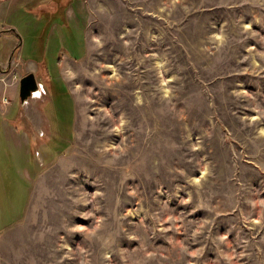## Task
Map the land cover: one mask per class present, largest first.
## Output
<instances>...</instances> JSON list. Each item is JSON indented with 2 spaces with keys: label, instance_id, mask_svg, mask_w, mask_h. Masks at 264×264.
<instances>
[{
  "label": "rangeland",
  "instance_id": "374dc122",
  "mask_svg": "<svg viewBox=\"0 0 264 264\" xmlns=\"http://www.w3.org/2000/svg\"><path fill=\"white\" fill-rule=\"evenodd\" d=\"M0 74V264H264V0H0Z\"/></svg>",
  "mask_w": 264,
  "mask_h": 264
},
{
  "label": "crops",
  "instance_id": "0c3cea01",
  "mask_svg": "<svg viewBox=\"0 0 264 264\" xmlns=\"http://www.w3.org/2000/svg\"><path fill=\"white\" fill-rule=\"evenodd\" d=\"M5 74V73H4ZM0 76H3L2 74H0ZM7 77V76H6ZM17 77L14 79H10L12 81L13 84H8V82H6L5 78H0V85L2 83H4V94L0 95L2 96H7V90L9 91V87H12L13 85L15 87L14 90L16 91L18 88V81H17ZM6 98V97H4ZM3 98V99H4ZM7 99V98H6ZM11 106H0V111L6 110V111H10ZM1 114H5V113H1ZM8 133H10L11 135H13L16 139H13L14 144L17 146V148L19 149V151L23 150V144L28 145V139H27V135L26 134H18L16 133L15 129L13 127H11L8 130ZM26 135V136H25ZM7 142V140L5 141ZM7 145V144H6ZM6 145L4 147H6ZM5 164L1 163L0 164V174H3L4 172L2 171V169L5 168ZM11 192H22L26 193L27 195L24 197L23 199V195L16 200L11 199L12 201H10V203H5V196L2 197L0 196V233L4 232V230H6L8 227H12L15 226L18 222H21V220L24 218L26 211L28 212V209L30 208V200L28 198L29 196V189L28 186L24 183H22V179L19 178H14V177H8V178H3L0 176V192H4V191H10ZM6 204V206L4 205ZM3 215V216H2ZM18 225V224H17Z\"/></svg>",
  "mask_w": 264,
  "mask_h": 264
},
{
  "label": "water",
  "instance_id": "95a60500",
  "mask_svg": "<svg viewBox=\"0 0 264 264\" xmlns=\"http://www.w3.org/2000/svg\"><path fill=\"white\" fill-rule=\"evenodd\" d=\"M39 84L36 76L33 74L23 78L20 83V101L22 104L27 103L30 99H33L35 95L39 93Z\"/></svg>",
  "mask_w": 264,
  "mask_h": 264
},
{
  "label": "trees",
  "instance_id": "16d2710c",
  "mask_svg": "<svg viewBox=\"0 0 264 264\" xmlns=\"http://www.w3.org/2000/svg\"><path fill=\"white\" fill-rule=\"evenodd\" d=\"M65 32V31H64ZM34 36V35H33ZM69 38V37H68ZM76 50H75V54H76ZM74 60L75 61H80V56L78 55H75L74 57ZM55 84V83H54ZM68 98V96H66ZM66 97L63 96V94H59V91L56 90V95H54V103H56V108L58 109V112L56 113L57 116L59 117V120L65 122L66 121V112H67V109L69 108H73V105H72V102L68 99H66ZM74 110V109H73ZM18 131H21L20 129H18ZM69 137L70 139L72 138L73 139V135L70 136L69 134ZM69 139V140H70Z\"/></svg>",
  "mask_w": 264,
  "mask_h": 264
},
{
  "label": "built area",
  "instance_id": "2783aa9c",
  "mask_svg": "<svg viewBox=\"0 0 264 264\" xmlns=\"http://www.w3.org/2000/svg\"><path fill=\"white\" fill-rule=\"evenodd\" d=\"M38 94H39V93H38ZM38 94H37V95H38ZM37 95H35L34 98H36ZM2 102H3L4 104H8V103H9V101H8L6 98H4V99L2 100Z\"/></svg>",
  "mask_w": 264,
  "mask_h": 264
}]
</instances>
